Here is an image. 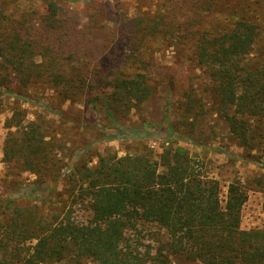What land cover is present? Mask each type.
<instances>
[{
	"label": "trees",
	"instance_id": "obj_1",
	"mask_svg": "<svg viewBox=\"0 0 264 264\" xmlns=\"http://www.w3.org/2000/svg\"><path fill=\"white\" fill-rule=\"evenodd\" d=\"M66 1L80 0H28V8H19L20 13L13 15L8 9L13 0H0V59L21 73L19 82L24 86L32 82L34 72L37 76L47 73L64 99L84 88L106 86L107 94L102 89L103 95H91L88 103L118 123L117 114L140 108L157 88L152 83L156 78L154 64L142 53L147 51L145 38L166 25L165 16H154L148 22L137 17L131 29V54L116 66L84 72L73 64L77 49L69 40L71 21ZM250 3H242L247 10L234 16L228 28L190 35L196 60L207 69L210 83L202 96L187 93L179 104L187 139L193 136L204 113H215L228 125L238 145L264 150V41L260 38V21L249 13ZM38 12L42 35H48L52 43L38 40L25 26L27 15ZM182 28L177 25V29L166 30L167 37L176 43L185 42ZM260 44L263 56L253 63L248 55ZM65 53L71 57L61 59ZM35 54L42 57L41 63L33 61ZM124 67L133 71L127 73ZM164 119L168 124L166 134L177 135L172 117L166 113ZM15 126L4 143L5 162L37 173L29 187L38 185L43 192L49 191V183L41 176L59 165L51 145L58 140L54 135L49 141L45 139L48 134L42 121L28 125L18 122ZM129 134L148 135L140 129ZM200 162L178 144L159 155L145 149L141 154L120 158L100 155L94 166L84 162L71 174V186L85 194L90 222L65 219L47 230L39 229L30 206L0 195V264H83L84 259L97 264H264V226L241 228L242 209L248 200L246 188L232 182L226 200H222L220 182L204 174ZM145 226L159 230L154 252L143 251L136 237ZM130 231L133 234H128Z\"/></svg>",
	"mask_w": 264,
	"mask_h": 264
},
{
	"label": "rangeland",
	"instance_id": "obj_2",
	"mask_svg": "<svg viewBox=\"0 0 264 264\" xmlns=\"http://www.w3.org/2000/svg\"><path fill=\"white\" fill-rule=\"evenodd\" d=\"M245 2L247 0L68 1L65 9L71 21L69 40L73 41L77 49L73 64H78L84 72L116 66L122 62V57L131 54L134 47L131 29L137 17L148 22L154 16L164 15L166 25L161 27L163 32L155 29L158 33L145 38L147 51L142 53L143 57L151 59V64H154L156 78L152 83L157 88L140 108L117 114L118 123H113L106 114L101 110L96 112L88 103L91 95L102 96V89L107 94L106 86L100 85L90 90L84 88L64 99L54 84L50 83L51 77L47 73L37 76L34 72L32 82L24 86L19 82L21 73L12 64L0 59V195L15 197L24 205L30 206L38 220L39 229L42 230L57 223L59 225L65 219L88 223V200L78 188L72 190L71 186V174L82 163L94 166L100 155L120 158L128 154H141L145 149L159 155L165 148L178 144L187 148L194 157H199L204 174L220 182L222 200H226L230 183L242 184L248 192V200L242 209L241 228H262L264 150H247L238 145L232 139L228 125L212 112L203 114L195 125L193 136L187 139L183 136L185 129L182 127L183 116L179 110V104L187 93L194 92L195 97H200L205 91L204 87L210 83L207 69L196 60L190 35L214 28H228L234 16L247 10L242 4ZM250 4L249 13L260 21V38L264 41V0H251ZM29 5L28 0H13L8 4V9L15 15L20 13L21 10L17 12L19 8L26 10ZM38 9L42 11L43 6ZM26 19L28 24L26 21L25 26L31 28L38 40L52 43L48 35H42L40 12L27 15ZM177 25H182L180 31L186 34V40L181 44L168 38L166 34V30L177 29ZM262 46H257L247 59L253 63L258 61L263 56ZM66 57L71 56L65 53L61 59L66 60ZM33 61L41 63L43 59L35 54ZM33 61L31 64L38 67ZM124 69L127 73L133 71L128 70V67ZM205 95L207 106L210 107V98L208 94ZM166 113L172 117L173 124H177V135L168 136L165 132L168 125L164 119ZM41 121L43 130L48 134L45 139L49 141L54 135L58 140L51 145L54 146L55 158L59 163L54 171L51 169L41 176L50 185V190L45 189L44 192L41 186L29 187L38 174L21 170L15 163L5 162L3 151L7 135L11 130H16V123L28 125ZM11 122L13 127L10 126ZM134 129H140L148 135L129 136V132ZM111 135L115 137L108 139ZM139 230L142 232L136 237L140 238V248L154 252L158 246L156 236L159 230L151 226ZM130 233L133 234L132 231L128 234ZM30 243H35V240ZM83 264L97 263L84 259Z\"/></svg>",
	"mask_w": 264,
	"mask_h": 264
}]
</instances>
